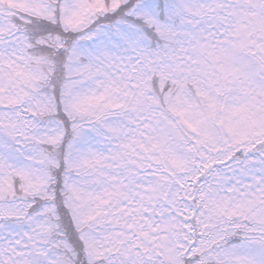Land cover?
<instances>
[{
	"label": "snow or ice",
	"instance_id": "1",
	"mask_svg": "<svg viewBox=\"0 0 264 264\" xmlns=\"http://www.w3.org/2000/svg\"><path fill=\"white\" fill-rule=\"evenodd\" d=\"M0 264H264V0H0Z\"/></svg>",
	"mask_w": 264,
	"mask_h": 264
}]
</instances>
